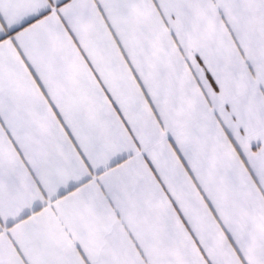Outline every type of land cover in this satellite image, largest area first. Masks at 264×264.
I'll list each match as a JSON object with an SVG mask.
<instances>
[{"label":"snow or ice","instance_id":"1","mask_svg":"<svg viewBox=\"0 0 264 264\" xmlns=\"http://www.w3.org/2000/svg\"><path fill=\"white\" fill-rule=\"evenodd\" d=\"M0 264H264V0H0Z\"/></svg>","mask_w":264,"mask_h":264}]
</instances>
